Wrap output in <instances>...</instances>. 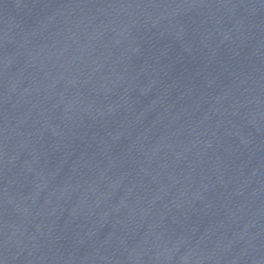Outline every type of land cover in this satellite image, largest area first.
<instances>
[{
    "label": "water",
    "instance_id": "1",
    "mask_svg": "<svg viewBox=\"0 0 264 264\" xmlns=\"http://www.w3.org/2000/svg\"><path fill=\"white\" fill-rule=\"evenodd\" d=\"M0 264H264V0H0Z\"/></svg>",
    "mask_w": 264,
    "mask_h": 264
}]
</instances>
